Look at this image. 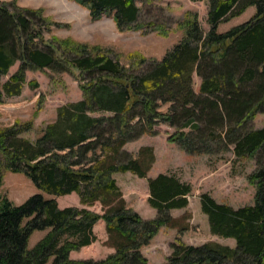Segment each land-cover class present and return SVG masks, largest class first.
Masks as SVG:
<instances>
[{"label": "trees", "instance_id": "16d2710c", "mask_svg": "<svg viewBox=\"0 0 264 264\" xmlns=\"http://www.w3.org/2000/svg\"><path fill=\"white\" fill-rule=\"evenodd\" d=\"M79 3L93 20L111 16L119 30L143 31L148 25L135 0ZM208 6L205 35L197 13L187 11L177 22L181 39L159 60L133 55L139 70L132 71L100 46L46 40L42 27L49 21L41 10L0 2V80L19 62L0 82V102L19 95L25 71L33 69L76 71L83 92L81 100L59 106L34 141L21 135L30 122L0 127V182L7 171L23 173L38 190L20 204L0 196V264H147L141 248L161 227L178 226L169 211L188 205L191 186L168 173L148 177L147 200L157 215L144 219L127 205L114 175L147 177L153 148L142 146L133 154L124 145L154 135L159 121L177 128L168 140L187 152L216 154L232 146L237 158L257 163L249 177L256 187L253 205L233 209L201 195L210 231L233 238L235 246L209 241L195 247L178 240L166 264H264V126L248 124L264 113V0H208ZM248 6L255 7L249 20L218 31L220 22ZM153 29L167 34L161 26ZM159 102L170 104L166 113L158 110ZM73 192L81 205L98 202L102 212L59 207L56 197ZM99 220L115 251L99 260L71 258L70 252L95 241ZM34 231L45 234L30 247Z\"/></svg>", "mask_w": 264, "mask_h": 264}, {"label": "rangeland", "instance_id": "374dc122", "mask_svg": "<svg viewBox=\"0 0 264 264\" xmlns=\"http://www.w3.org/2000/svg\"><path fill=\"white\" fill-rule=\"evenodd\" d=\"M21 8L41 10L42 16L48 19L44 23L42 34L46 40L52 37L59 39L71 38L85 43L89 47L100 46L110 51L112 57L117 56L119 62L127 70L138 71L133 65V55L142 56L148 60H159L183 36V31L177 27V22L183 19L187 11L197 13L199 26L205 35L210 25L207 22L208 0H135L140 9V20L148 25L139 30H119L111 16L103 15L94 24L111 21L108 28L114 32V37L106 40L100 35L82 40L75 32L63 29L52 20L43 10V0H0ZM84 7V6H83ZM86 9V7H84ZM87 10V9H86ZM88 11V10H87ZM255 13L254 6H248L243 13L231 16L218 24V31L225 32L233 26L249 20ZM161 26L167 34H160L153 29ZM153 26V27H152ZM77 30L83 27L74 26ZM133 57V58H132ZM19 66L16 62L8 75L0 80L3 83ZM146 66L145 64H142ZM25 83L21 93L16 96H4L0 102V127L12 126L14 123L30 122L28 130L21 133L24 138L34 141L41 129L55 120L57 108L68 102H75L83 98L76 71H54L50 69H33L25 71ZM85 79L84 81H87ZM199 76L192 74V87L198 90ZM170 104L159 102L158 110L166 113ZM253 129L264 126V113H258L248 122ZM155 134H144L124 145L128 152L136 154L140 147L150 146L154 152V162L146 178H140L131 172L115 174L116 182L129 207L137 211L142 218L151 219L157 215L156 209L148 203L147 178L158 173H168L176 176L181 182L191 186V193L187 196L188 205L180 209H172L169 215L177 219V227L163 226L146 246L141 248L147 258V264H166L172 254V243L181 240L187 245L201 246L214 241L230 247L235 246L233 238H225L210 231L207 215L201 209V195L207 194L218 203H224L233 209L253 205L256 187L249 177L257 168L255 160L237 158L232 150L216 154H195L187 152L177 142L169 141V137L177 128L159 121L154 125ZM38 192L34 184L23 174L7 171L0 182V196H5L12 202L20 204L30 195ZM59 207L78 206L79 198L71 193L56 197ZM88 209L101 213L98 202L87 206ZM96 239L88 246L70 252L73 259H103L115 251L106 244L107 233L105 223L99 220L93 226ZM45 231H34L29 240L32 247Z\"/></svg>", "mask_w": 264, "mask_h": 264}, {"label": "clouds", "instance_id": "9594fccd", "mask_svg": "<svg viewBox=\"0 0 264 264\" xmlns=\"http://www.w3.org/2000/svg\"><path fill=\"white\" fill-rule=\"evenodd\" d=\"M43 10L63 29L75 32L82 40L100 35L106 40L114 37V32L108 28L111 21L103 24H94L90 13L83 7L79 0H43ZM80 24L77 30L74 26Z\"/></svg>", "mask_w": 264, "mask_h": 264}, {"label": "crops", "instance_id": "0c3cea01", "mask_svg": "<svg viewBox=\"0 0 264 264\" xmlns=\"http://www.w3.org/2000/svg\"><path fill=\"white\" fill-rule=\"evenodd\" d=\"M150 171V170H149ZM159 174V173H158ZM157 175V174H156ZM156 175H153L152 177H154V176H156ZM74 193V192H73ZM71 194V193H70ZM74 194H76V193H74ZM77 195V194H76ZM66 207V206H65ZM80 207H86V208H88L87 207V205H81ZM62 208V207H61Z\"/></svg>", "mask_w": 264, "mask_h": 264}]
</instances>
